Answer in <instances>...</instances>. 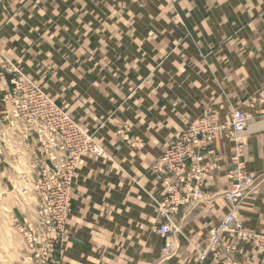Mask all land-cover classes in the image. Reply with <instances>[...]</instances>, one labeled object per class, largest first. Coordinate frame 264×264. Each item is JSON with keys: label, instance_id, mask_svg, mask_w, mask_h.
Listing matches in <instances>:
<instances>
[{"label": "crops", "instance_id": "obj_1", "mask_svg": "<svg viewBox=\"0 0 264 264\" xmlns=\"http://www.w3.org/2000/svg\"><path fill=\"white\" fill-rule=\"evenodd\" d=\"M0 52L109 153L78 163L57 264H159L161 181L150 166L190 123L207 113L228 121L234 107L251 113L243 160L256 176L235 214L264 232V0H0ZM7 112L0 101V137L12 131ZM233 145L222 134L212 143L218 168L204 199L175 215L177 251L161 264H193L229 211L218 195ZM234 258L264 264L250 245Z\"/></svg>", "mask_w": 264, "mask_h": 264}, {"label": "built area", "instance_id": "obj_2", "mask_svg": "<svg viewBox=\"0 0 264 264\" xmlns=\"http://www.w3.org/2000/svg\"><path fill=\"white\" fill-rule=\"evenodd\" d=\"M1 78L6 80L2 83ZM261 99L264 101V89ZM0 101L8 105L9 128L16 130L18 128L20 134L37 137V141L44 146L45 135L61 137L60 146L65 150L66 158L57 166L59 179L70 181L74 177L77 160L82 154L89 153L98 157L104 155L97 145L89 142L88 135L76 131L73 124V129L69 127L65 131H60L58 124L61 118L60 108L39 86L19 71L14 61L1 52ZM250 118L251 113L239 107L232 108L229 120L224 122L217 121L208 113L202 115L182 130L150 166L161 181V197L156 202L157 224L154 225V230L165 237L171 231L177 230L174 217L181 206L195 205L204 199L206 182L218 168L217 157L212 154V143L217 135L222 134L234 142L233 152L229 156L231 167L226 175L230 183L218 195L231 209L220 221L210 226L208 237L193 264H204L209 256L216 259L218 264H235L229 257H225L234 249L233 242L247 243L257 252L264 254V233L245 229L234 212L254 179V173L245 168L241 151L242 136ZM61 121L70 122L66 116ZM75 136L80 138L79 145L74 144ZM207 155H210L211 159H207L205 157ZM57 198L54 216L47 217L44 223L47 232L52 230L56 236L64 229L65 216L69 208L66 188L58 189ZM223 236L227 239L225 243ZM167 247L173 248V242L171 241Z\"/></svg>", "mask_w": 264, "mask_h": 264}, {"label": "rangeland", "instance_id": "obj_3", "mask_svg": "<svg viewBox=\"0 0 264 264\" xmlns=\"http://www.w3.org/2000/svg\"><path fill=\"white\" fill-rule=\"evenodd\" d=\"M19 71L26 75L20 67ZM29 79L39 86L60 108L61 118L58 120L60 131H65L69 127L72 128L73 124L76 131L87 134L89 142L97 145L104 153L102 157L89 153L82 154L77 160L75 175L78 163L83 156L92 155L103 159L110 158L109 153L100 141L94 137L93 133L88 131L82 122L72 115L69 104L56 103L54 96L43 82L38 81V85L36 81ZM63 92L67 93L64 90ZM64 116L70 122H62ZM123 132L117 131L119 135L123 134V137H126V133ZM74 138V144L79 145L80 138L78 136ZM44 139L46 146L38 142L37 137L20 134L18 128L17 130L12 128L11 132H7V134L5 133L0 137V264H57L62 254L61 243L69 234L68 217L72 208L75 175L70 181L58 178L59 168L57 166L66 158V152L60 146L61 137L45 135ZM242 142L241 151L245 160V139ZM255 179L256 176L254 175L252 185L245 197L255 187ZM63 187L67 190L69 208L65 216L64 229L61 234L56 236L52 230L47 232L44 223L47 217L52 218L54 216V208L58 201V189ZM154 201L156 203L158 199H154ZM240 204L234 209V212ZM236 218L242 222V219L237 216ZM153 231L158 234L154 230V226ZM171 234H173L172 231L165 237L158 234L162 240L158 257L159 264L177 251ZM171 241L174 244L173 248L167 247ZM233 243L235 245L234 249L230 250L225 257H229L233 263L239 264L234 255L236 251L248 244L244 242ZM201 247L202 245L196 249V257Z\"/></svg>", "mask_w": 264, "mask_h": 264}, {"label": "bare ground", "instance_id": "obj_4", "mask_svg": "<svg viewBox=\"0 0 264 264\" xmlns=\"http://www.w3.org/2000/svg\"><path fill=\"white\" fill-rule=\"evenodd\" d=\"M7 134V133H6Z\"/></svg>", "mask_w": 264, "mask_h": 264}]
</instances>
